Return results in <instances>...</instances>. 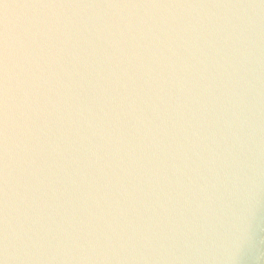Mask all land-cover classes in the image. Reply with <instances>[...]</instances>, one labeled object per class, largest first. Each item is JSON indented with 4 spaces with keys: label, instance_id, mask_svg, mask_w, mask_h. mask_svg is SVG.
Here are the masks:
<instances>
[{
    "label": "water",
    "instance_id": "1",
    "mask_svg": "<svg viewBox=\"0 0 264 264\" xmlns=\"http://www.w3.org/2000/svg\"><path fill=\"white\" fill-rule=\"evenodd\" d=\"M0 264H264V0H0Z\"/></svg>",
    "mask_w": 264,
    "mask_h": 264
}]
</instances>
